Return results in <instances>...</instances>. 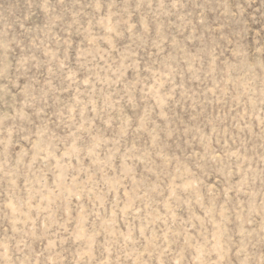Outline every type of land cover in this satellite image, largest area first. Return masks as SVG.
<instances>
[{"label":"rangeland","instance_id":"obj_1","mask_svg":"<svg viewBox=\"0 0 264 264\" xmlns=\"http://www.w3.org/2000/svg\"><path fill=\"white\" fill-rule=\"evenodd\" d=\"M0 4L12 20L27 10L26 0ZM87 4L69 0L71 10L54 28L61 42L34 53L24 86L36 88L37 107L4 121L0 233L31 232L34 255L47 264H224L217 253L225 237L238 245L264 235V136L259 111L245 117L211 70L213 42L232 30L222 0H186L175 14L153 18L156 31L130 11L133 31L143 25L160 47L138 48V37L113 41L118 51L108 62L123 54L125 83L110 87L81 66L96 29L78 30L73 18L84 23ZM119 4L145 11L142 0ZM14 111L0 104V116ZM219 159L230 160L226 174L214 167Z\"/></svg>","mask_w":264,"mask_h":264},{"label":"clouds","instance_id":"obj_2","mask_svg":"<svg viewBox=\"0 0 264 264\" xmlns=\"http://www.w3.org/2000/svg\"><path fill=\"white\" fill-rule=\"evenodd\" d=\"M142 2L145 11H140L139 5L136 9L125 7L121 10L119 0H88L86 6L88 11L84 12L88 19L80 23L75 17L73 18V23L78 24V30L96 29L93 33L96 40L90 44V51L81 62V66L87 69L90 80L95 78L97 84H107L109 87L111 84L125 83L122 80L125 72L122 63L123 54L121 59L108 62L111 58L109 53L115 56L118 51L111 46L112 42L120 43L122 36L138 37V48L159 49L160 45L143 25L133 31L130 25V11L132 14L139 13L146 18L147 23L152 25L153 31H156L153 18L158 20L160 15L175 14L173 9L182 8L186 0H168L167 3L165 0H156L155 7L153 0H142ZM26 4L27 10L22 20L10 19L11 9L7 10L9 15H5V9L0 4V104L15 110L12 117L0 116V132L3 131L5 119H16L24 108L37 107L38 97L34 94L36 88L28 89L24 86L27 74L37 60L34 53L39 49L47 48L53 41L61 42L55 35L54 28L71 10L69 0H26ZM105 8L107 12L104 11ZM222 8V15L231 21L232 30L225 29L213 42L210 55L215 66L211 70L221 75V84L226 88L230 86L227 94L231 96L236 107L242 106L245 109V117L249 113L255 117L259 111L260 132L264 136V0H222ZM149 12L151 16L147 15ZM33 16L42 17L46 22L43 26L35 22L29 23ZM76 16L83 19L79 12ZM253 29H259L255 37H253ZM253 38L256 40L255 44L252 43ZM63 43L66 44L67 40ZM133 43H136L135 39ZM62 54L67 61V53ZM155 55L160 60V52L157 51ZM168 55L164 53V59L161 60L162 67L168 66ZM205 55L207 58L209 54ZM127 59L132 62L133 58L129 56ZM100 61H104L103 67ZM103 91L104 89L101 88V92ZM121 91L124 93L122 99L129 96L131 85H127L126 89ZM84 107L87 105L85 104ZM60 115L63 117V113ZM237 116H240V113H237ZM67 119L75 120V117L69 114ZM238 123L243 124L242 130L250 128L248 119L242 117ZM19 130L22 133L24 131L23 128ZM2 142L0 140V143ZM261 159L264 160V156ZM214 167L223 168L226 174L231 163L228 159L214 160ZM229 253H232L234 258H228ZM217 254L224 257V264H264V235H261L255 243L245 238L238 245H234L230 237H225L224 243L219 245ZM207 255L211 257V251ZM0 264H47V261L36 258L32 248L31 232L20 229L11 232L5 230L0 233ZM67 264H80V262L73 258ZM205 264H219V261L209 258Z\"/></svg>","mask_w":264,"mask_h":264}]
</instances>
